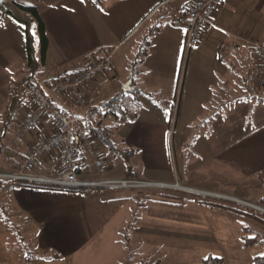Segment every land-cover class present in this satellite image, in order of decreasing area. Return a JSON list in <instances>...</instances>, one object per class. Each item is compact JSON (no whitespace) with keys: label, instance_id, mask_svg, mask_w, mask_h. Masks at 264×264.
<instances>
[{"label":"crops","instance_id":"1","mask_svg":"<svg viewBox=\"0 0 264 264\" xmlns=\"http://www.w3.org/2000/svg\"><path fill=\"white\" fill-rule=\"evenodd\" d=\"M25 1L38 9L45 24L47 57L44 65L26 81L31 74L26 75L30 68L25 28L20 27L23 24L15 17L0 10V118L10 112L12 97L20 96L26 82L41 80L52 84L65 80L98 60L102 51L109 52L111 58L108 67L85 87L89 102L100 96L106 86L126 83L132 79L131 64L139 45L159 25L151 36L148 53L135 68V86L148 93L141 95L138 116L116 130L120 135L116 142L135 148L136 154L129 165L117 159L119 167L109 165L102 175L88 166L89 158L82 154L80 172L91 178H125L131 165L141 168L145 175L164 172L173 176L176 165L180 179L150 178L165 184L175 183L187 190L214 193L208 182L196 183L194 175L198 173L209 180L215 161L224 163L227 171L236 167L242 173L258 174L264 170V104L250 98L248 88L250 81L261 86L259 82L264 79V69L256 52L258 44L264 45V0H223L215 9L190 57L174 128L171 112L186 40L179 22L188 17L190 8L198 0ZM245 64L246 73L240 70ZM46 91L69 121H79L81 115L68 106L74 102L66 94ZM251 110L257 122L255 129L248 124ZM34 112L41 114L42 121L25 135L26 148L16 153L6 151L19 124ZM211 116L213 119L207 121ZM7 117L10 118L5 127L13 135L1 155L3 167L15 166L29 148L45 141L56 130L53 120L26 91ZM234 117L242 118V133L246 131L237 141L232 134ZM193 133L206 138L211 154L201 151L197 140L192 143ZM98 149L103 152L99 146ZM5 152L9 161L5 160ZM35 162V172L40 175L55 176L63 168L58 152ZM137 172L140 176L141 172ZM90 189L129 193L132 188ZM88 190L75 192L18 184L13 191H7L13 195L14 213L23 229L27 233L39 229L28 244H35L42 251H56L62 255L57 260L62 261L82 252L93 238L83 224ZM0 207L5 215L4 207Z\"/></svg>","mask_w":264,"mask_h":264},{"label":"rangeland","instance_id":"2","mask_svg":"<svg viewBox=\"0 0 264 264\" xmlns=\"http://www.w3.org/2000/svg\"><path fill=\"white\" fill-rule=\"evenodd\" d=\"M19 3L29 5L25 0ZM190 57L188 64L191 62ZM180 64H183V56ZM246 69L247 64L240 67L244 73ZM33 73L34 71L28 72L26 75ZM36 74L39 75L38 72ZM127 83L128 81L124 84L114 82L106 86L100 96H96L85 106L72 102L68 106L81 115L79 117L81 124L84 125L88 119L96 122L100 115L91 116L90 107L108 100L111 97L109 95L114 96L121 91L129 92L130 90L126 89ZM259 84L261 86H256L250 81L248 85L250 97L253 95L264 97V86L261 82ZM141 97L139 96L140 101ZM6 115L10 116V112L7 111ZM7 116L0 118L3 124L0 127V145L9 144L13 135V132L5 127L10 118ZM206 119L212 120L213 117ZM237 120L239 121L236 122ZM249 121L250 128L255 129L257 122L252 110ZM241 125L242 118L234 117L232 134L235 141L246 132L242 133L244 127ZM119 137V131H116L113 139L118 141ZM196 140L201 151L203 150L207 155L211 154L212 150L207 146L205 137L201 139L199 135L193 133L192 143ZM95 143L103 151L101 155L104 164L100 168L94 167L93 160L89 158L90 165H87L97 174L102 175V171L112 164L118 168L117 159L124 162L123 158L111 152L101 140L95 138ZM218 163L219 161H215L212 165L214 172L209 176V180L202 178L203 176L198 173L194 175L196 183L208 182L209 189L214 193L193 190V188L187 190L182 186L174 189L157 185L133 187L129 189V193L89 189L90 192L85 195L86 211L83 224L93 238L82 252L62 261L52 259L48 253L36 248L35 244L32 246L28 244L39 229L30 230L28 233L23 229V224L14 213L15 203L11 202L14 199L12 193H8L3 187L4 183H0L2 188L0 206L4 207L5 213L4 215L1 212L0 207V264H127L130 249L135 250L132 256L133 264H152L158 259H161V264H199L203 257L209 254L222 256L225 260L224 264H253L254 256L264 253V243L245 247L241 237L244 234L243 228L249 226L260 232V238H264V224L254 216L257 214L264 219V203L261 201L264 197V170L258 174L253 172L246 174L238 171L236 167L227 171L224 163ZM0 168L4 167L0 164ZM133 168L141 172V181L160 182L150 177L172 181L180 179L176 165L173 176L164 172L160 174L148 172L145 175L141 168L136 166ZM164 193L178 197L162 196L161 194ZM201 199L222 203L237 202L249 214L208 205L200 202ZM126 229L129 230L127 233L130 238L129 243H126L123 236ZM253 235L251 231L246 233V236Z\"/></svg>","mask_w":264,"mask_h":264},{"label":"built area","instance_id":"3","mask_svg":"<svg viewBox=\"0 0 264 264\" xmlns=\"http://www.w3.org/2000/svg\"><path fill=\"white\" fill-rule=\"evenodd\" d=\"M223 0H198L189 10L188 17L179 22L183 28H187L186 40L183 49V64H181L180 75L176 95L172 107V128H174L179 112L181 97L187 74L188 61L192 50L199 43L204 27L209 24L215 9L222 4ZM256 52L260 58V64L264 69V45L258 44ZM111 55L107 51H102L99 59L87 65L83 70L75 75L52 84H47L41 80L26 82L24 90L28 97L40 105L42 112L50 117L56 125V130L52 136L45 141L32 146L27 154L18 163L9 167L0 168V183H4L8 191H13L16 185H57L67 187H103L110 189H126L139 186L157 185L161 187H173L175 184H165L163 182L141 181L135 178H91L88 174H82L79 170L82 154L93 160L95 167L100 168L103 164L102 155L92 137L80 121H69L62 110H60L49 98L47 91H55L66 94L75 104L85 106L89 104V97L85 87L93 82L97 76L108 67ZM264 85V79H261ZM42 121L40 113H31L19 126L13 137L11 147L6 151L16 153L18 150L26 148L25 135L35 128ZM58 152L62 158L63 168L55 176L40 175L35 172L36 159L48 157ZM5 160L9 161L6 156ZM252 206L255 204L247 202ZM258 207V206H257ZM260 208V207H258Z\"/></svg>","mask_w":264,"mask_h":264},{"label":"trees","instance_id":"4","mask_svg":"<svg viewBox=\"0 0 264 264\" xmlns=\"http://www.w3.org/2000/svg\"><path fill=\"white\" fill-rule=\"evenodd\" d=\"M0 10L3 14H9L15 17L18 21H20L25 28V44L26 51L28 56V67L30 68V72H36L38 68L44 65L47 57V49H48V38L45 32V24L38 12V9L33 5H24L18 3L14 0H8L7 6H0ZM159 29V25H156L154 28L150 30L148 34L144 37L143 41L138 47V50L135 54V57L131 64V76H132V84L129 92H119L109 98L108 100L100 102L98 105H94L90 107L89 114L91 116L100 115L98 121L93 122L91 120H86L84 122V126L88 129L90 135L94 138L101 140L108 149L116 155L122 157L125 161L130 162L131 158L136 154V149L132 147L123 146L122 144L116 142L113 139L114 132L118 130L127 120L136 118L141 109V101L139 100V96L145 95V90L135 86L134 75L136 73V66L143 60L144 56L148 53L150 44H151V36L155 30ZM33 32H35V36H33ZM34 74V73H33ZM31 74L26 78L30 80L32 77ZM134 84V86H133ZM252 98L256 99V102L264 104V97L253 95ZM250 97V98H251ZM5 144L0 145V155L5 151ZM1 164V163H0ZM128 178L140 179V176L137 171L134 170L133 166H129L127 168ZM34 187H42V188H52V189H61L67 191H75V192H84L90 188L97 187H67V186H57V185H35ZM165 197H178L177 195L171 194H161ZM261 201L264 203V197L261 198ZM202 203H206L208 205L220 207L226 210H230L237 213L249 214L247 210H245L241 204L237 202L230 201V203H222V202H214L211 200L201 199ZM257 220L264 224V219L259 215H254ZM244 234L242 235V242L245 247H250L255 244L264 243V238H260V232L255 228H251L249 226H245L243 228ZM251 231L253 236H246V233ZM129 230L126 229L123 236L126 240V243H129L130 238L128 236ZM134 249H130L127 264H133L132 256L134 254ZM44 252L49 253L52 259H61L62 255L58 252L52 251L50 249L45 250ZM225 260L222 256H217L213 254H209L206 257H203L199 264H224ZM152 264H161V259L156 260ZM253 264H264V256L255 255L253 258Z\"/></svg>","mask_w":264,"mask_h":264},{"label":"water","instance_id":"5","mask_svg":"<svg viewBox=\"0 0 264 264\" xmlns=\"http://www.w3.org/2000/svg\"><path fill=\"white\" fill-rule=\"evenodd\" d=\"M7 2H8V0H0V6L6 8V6H7ZM131 82H132V80L130 79V80L128 81V83H127V87H126V89H128V90L130 89V84H131ZM23 95H24V89H21V94H20V96L14 95V96L12 97L11 104H10V112H13V111H14L15 106H16V103H17V101H18V98H23Z\"/></svg>","mask_w":264,"mask_h":264},{"label":"snow or ice","instance_id":"6","mask_svg":"<svg viewBox=\"0 0 264 264\" xmlns=\"http://www.w3.org/2000/svg\"><path fill=\"white\" fill-rule=\"evenodd\" d=\"M84 2V0H81V3H83ZM96 2V0H93V3H95ZM101 10H103V9H101ZM20 27H24V25H20ZM185 33H187L188 32V29L187 28H185L184 30H183ZM33 34V36H35V32H33L32 33ZM261 256H264V253H261Z\"/></svg>","mask_w":264,"mask_h":264},{"label":"bare ground","instance_id":"7","mask_svg":"<svg viewBox=\"0 0 264 264\" xmlns=\"http://www.w3.org/2000/svg\"><path fill=\"white\" fill-rule=\"evenodd\" d=\"M173 187H175V188H181L178 184L177 185H174Z\"/></svg>","mask_w":264,"mask_h":264}]
</instances>
